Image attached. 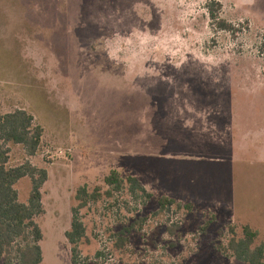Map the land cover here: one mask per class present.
<instances>
[{"label": "rangeland", "instance_id": "obj_1", "mask_svg": "<svg viewBox=\"0 0 264 264\" xmlns=\"http://www.w3.org/2000/svg\"><path fill=\"white\" fill-rule=\"evenodd\" d=\"M35 4L0 0V117L25 110L44 129L35 157L9 145V166L48 173L41 264H72L76 191L103 193L111 170L152 198L82 209L78 264H245L220 247L246 225L264 243V0ZM15 188L26 204L30 180Z\"/></svg>", "mask_w": 264, "mask_h": 264}, {"label": "trees", "instance_id": "obj_2", "mask_svg": "<svg viewBox=\"0 0 264 264\" xmlns=\"http://www.w3.org/2000/svg\"><path fill=\"white\" fill-rule=\"evenodd\" d=\"M220 4L212 1L207 10L210 20L218 31L234 32L230 23L218 18ZM44 129L36 124L34 117L25 110H15L0 117V264H41L43 254L40 243L43 233L35 219L44 214L41 189L48 179L45 169L33 166L28 160L23 164L9 166V145L22 147L28 158L35 157L40 149ZM31 182V192L26 204L21 203L15 188L22 179ZM107 190L101 188L89 191L86 186L77 189L75 201L77 206L71 208L70 230L65 238L71 246L72 264H78L79 244L85 236V228L80 218V211L89 203L102 198L112 197L114 193L127 191L133 198L149 200L148 193L135 177L123 178L116 170H111L103 179ZM161 211L181 208L174 199L161 197L158 199ZM191 209L192 205H185ZM228 245L221 246V253L233 256L245 264H264V243L255 246L258 233L248 225L242 228V237L237 238L235 231ZM123 241V239H119Z\"/></svg>", "mask_w": 264, "mask_h": 264}, {"label": "crops", "instance_id": "obj_3", "mask_svg": "<svg viewBox=\"0 0 264 264\" xmlns=\"http://www.w3.org/2000/svg\"><path fill=\"white\" fill-rule=\"evenodd\" d=\"M33 1H34V3L36 2V4H35L36 6L40 5L43 7V5H45V6H47V8L50 6L49 0H33ZM52 6L58 7L59 5L55 3Z\"/></svg>", "mask_w": 264, "mask_h": 264}]
</instances>
